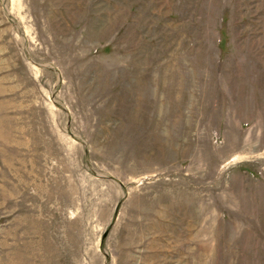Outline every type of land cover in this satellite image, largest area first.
Listing matches in <instances>:
<instances>
[{
	"label": "rangeland",
	"instance_id": "obj_1",
	"mask_svg": "<svg viewBox=\"0 0 264 264\" xmlns=\"http://www.w3.org/2000/svg\"><path fill=\"white\" fill-rule=\"evenodd\" d=\"M0 264H264V0H0Z\"/></svg>",
	"mask_w": 264,
	"mask_h": 264
}]
</instances>
